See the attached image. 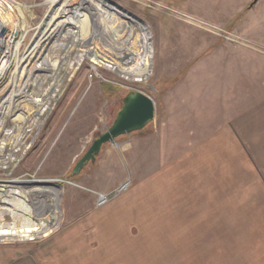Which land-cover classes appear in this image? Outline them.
<instances>
[{"label": "rangeland", "instance_id": "rangeland-1", "mask_svg": "<svg viewBox=\"0 0 264 264\" xmlns=\"http://www.w3.org/2000/svg\"><path fill=\"white\" fill-rule=\"evenodd\" d=\"M13 1L20 4L19 10L16 11L19 25L14 31L11 21H7L4 15L10 10L9 2L0 0L2 25L0 47L3 51H11L8 54L11 61L0 80V112H2L0 113V190L8 185H17L28 190L27 187L33 185V182H36L35 185H42L41 181L57 180L63 191L60 203L62 215L60 225L45 235L36 234L33 235V239H22L12 235L0 236V264H135L138 259L144 258L141 257L144 250L138 249L140 247L143 249L144 246H148L149 260L160 259L157 244L162 240L173 241L177 236L157 234L156 231L192 227L198 225V222L207 223L209 220L206 216L210 211L223 212L227 205L236 209L242 205L246 206V201H256L258 195H264V149L259 148L255 132L257 108L237 106V100H234L233 105L230 102L225 107H216V113L206 118L215 120L217 129L221 130L229 120L240 116V111L243 109L244 112H248L249 129L248 133H245L247 138L227 140L218 137L216 151L213 153L211 150L209 155L203 153L183 155L181 152L186 151L187 146L170 148L168 154L153 153L150 158L141 154L137 157L139 161L136 162L137 168L133 171L134 178L133 174L130 175L129 172L126 174L125 179L131 177L134 184L135 179L144 180L153 175L148 171L151 165L155 167L159 163L164 168L172 167L161 176L163 181H169L167 185H161L169 193L160 198L169 216L143 220L147 228L143 229L146 235L143 241L145 243L148 241V244H142L138 240V233L141 230L138 225L128 224V229L125 230V227L120 226L119 219L112 216L116 210L119 211L121 199L129 191L109 204L98 207L95 194L86 189L91 187L80 178L83 170L92 174L93 169L99 167L107 157V149L117 148L116 143L105 144L96 159L88 162L81 174L72 177L75 164L86 153L92 142L114 123L123 106L124 98L130 92L139 90L154 99L155 119L142 130L155 131L156 122L165 110L164 101L170 98L167 97L168 92L173 88L176 90L177 84H187V87L182 88L183 91H179L183 98L199 101L201 90L196 89L204 87L203 83L209 85V81L202 82L198 77L200 69L211 70V68H220L224 64L228 66L225 54L230 56L228 52L231 50L236 57L235 54L242 52L246 54V50L252 52L256 48L252 46V49L246 48V46L250 47L247 43L244 44L239 38H233L231 34L223 31L217 33L224 38H193L192 34H190L192 38H185L174 26V19L178 14L172 11L174 15L171 16L174 17H170L161 10L150 8L148 4H154L164 10L154 2L155 0H105L142 19L148 24L151 33L152 29H155L157 38H153L152 33L153 45L155 43L158 48L155 52L154 45L152 75L141 83L128 81L117 72L97 65L87 58L71 76L67 74L66 67L76 49L89 45L96 52L103 49L108 57L117 58L122 48L129 44L134 46L132 42L136 36L130 37L126 30L122 31L121 21L116 17H112L115 20H105L102 17V23L97 27L88 15L89 22L84 28L83 38L81 28L76 27L79 25L77 24L79 20L71 19V14L64 12L66 9L64 4L68 0H59L53 7L45 4L47 0ZM186 1L189 2V6L184 11V15L188 19L211 29L217 28L219 22L203 17L204 13L198 10L199 5L197 9L194 7L195 0ZM253 2L254 0H250L246 4L245 11L255 4ZM69 3L67 9L71 10L81 5L82 0H70ZM206 3L218 5L219 8L222 6L224 9L227 7L225 11L219 10L214 19L219 15L229 23L241 24V13L235 10L237 0H206L204 4ZM5 7L8 10H5ZM217 8L214 7L215 10ZM53 17L56 19L53 21L54 24L60 26V33L44 42L46 38H41L42 34L52 27L49 26V22ZM178 24L187 25L181 22ZM169 25H172L169 28L170 36L166 29ZM79 30L80 32L75 33ZM120 30L122 32H119ZM11 34L15 37L14 41L10 40ZM80 38L82 40H79ZM162 39L166 44L162 43ZM17 42L20 43V47L18 56L14 58L13 46ZM35 46H39L36 48L38 53L32 66L28 68L30 72L22 74L23 62ZM199 48L202 50L200 51ZM46 60L48 64L57 63L60 66L38 67ZM246 66L245 68L249 70L248 74L239 76L240 81L247 80L246 84L241 85L246 88L242 91V99L241 90H236L237 82L233 80L236 75L229 81L231 84H227H230L228 86L230 90L236 91L232 94L234 99L239 98L240 102L243 100L251 103L252 97L255 98L257 94L253 89L258 79L256 59H249ZM64 79L69 80L65 88L58 87L65 81ZM210 84L212 85V82ZM188 86L195 90L190 91ZM55 88L61 89L56 104L50 112L40 118L37 125H34L35 116L28 110L27 104L32 98L36 102L46 100L47 94ZM17 90L20 91L18 97ZM205 93L209 94L207 91ZM217 94L220 95L221 92ZM10 98H13L15 105L7 114L1 108ZM207 99L210 100L211 97ZM25 111L28 112L26 118H18V115ZM228 132L233 134V131ZM186 142L188 140L184 141ZM183 159H185L184 163ZM15 181L22 182L14 183ZM6 198L13 199L12 195L0 191V226L14 223L11 213L3 209L5 206L3 201ZM22 201L17 202L19 205L17 208L25 215L26 210ZM204 213L205 217L199 219L198 215ZM25 217H30V214H26ZM20 221L22 222L23 218ZM22 223H19V226Z\"/></svg>", "mask_w": 264, "mask_h": 264}, {"label": "crops", "instance_id": "crops-1", "mask_svg": "<svg viewBox=\"0 0 264 264\" xmlns=\"http://www.w3.org/2000/svg\"><path fill=\"white\" fill-rule=\"evenodd\" d=\"M154 2L158 3L165 11H173L178 14L176 19L172 18L175 21L174 26L185 38H192L190 34L193 38H224L217 33L223 31L231 34L233 38H239L242 43H247L250 47L245 45L246 48L254 47L256 50L251 52L248 49L246 54L238 53L235 54L236 57L231 50L228 52L230 56L225 54L228 66L224 64L220 68H211V70L209 68L200 69L198 77L202 82L209 81V85L203 83L204 87L196 89L201 90V99H198L200 102L190 101L179 94V91H183L182 88L187 87V84L179 83L177 88L175 87L176 90L174 88L168 90L167 97L170 98H166L164 101L165 110L156 122L155 131L140 130L118 138L117 148L107 149V157L99 167L93 169L92 174L85 173L83 170L81 180L94 190L109 191L113 189L125 180L128 172L130 175L133 174L134 178L133 171L137 168L136 162L139 161L137 157L141 154L150 158L153 153L155 155L168 154L170 148L187 146L186 151L181 152L183 155L191 153L209 155L211 150L215 153L218 137L227 140L247 138L245 133H248L249 129L248 112H244L243 109L240 111V116L229 120L221 130L217 129L215 120L206 118L208 115L211 117L216 113V107H225L230 102L233 105L234 100H237V106L257 108L255 113L256 140L259 148L264 149V0H257L247 11H245L246 4L250 0H237L235 10L241 13V24L229 23L219 15L215 19L213 18L217 12H220L219 10L225 11L227 7L224 9L220 6L219 8L215 4H204L206 0H195L194 7L197 9L199 5L198 10L204 13L203 17L206 16L207 20L219 22L215 29L188 19L184 15V11L189 6V2L186 0H155ZM214 7L218 8L215 10ZM157 15L159 16V13ZM170 17L174 16L170 15ZM178 22L187 25L180 26ZM170 26L172 25L166 28L169 36L171 35ZM152 33L153 38H157L155 29H152ZM162 40V43L166 44V41ZM154 42L157 43V41ZM154 45L156 52L158 46L155 43ZM223 47L226 48L224 44ZM199 50L202 49L199 48ZM249 59H256L258 74L257 84L253 88L257 94L255 98L252 97L251 103L243 100L240 102L239 98L234 99L232 94L236 91L228 88L232 76L236 75L235 78L233 77V80L237 82V88H235L241 90V99L243 98L242 91H245L246 88L241 85L246 84L247 80L244 78L246 82L240 81L239 76L243 77L248 74L249 70L245 66ZM188 87H190V91L195 90L191 86ZM206 91L209 93L208 95L205 93ZM217 92H221V94L219 95ZM210 97L211 99L208 100L207 98ZM228 131H233V134H229ZM185 140L188 142L184 143ZM184 161L185 159L182 160L183 163ZM148 169L153 175L144 180L135 179L128 194L121 199L119 211L116 210L112 214L115 219H119L120 226L125 227V230L128 229V224L138 225V228L141 229L138 233L139 239L135 238L142 244H148V241L146 243L143 241L146 239L143 229H147L143 220L169 216L167 208H163V203L160 200L162 196L169 193L161 185H167L169 181H163L161 176L163 172H168L172 167L164 168L158 163L155 167L151 165ZM181 169H183L182 166ZM245 203L246 206L242 205L236 209L227 205L223 212H208L206 217L209 221L207 223L198 222V225L192 227L156 231L157 234H175L177 237L173 241L162 240L157 244L156 248L160 250V259L149 260L147 258L149 256L148 246H144L143 249L142 247L138 248L144 250L145 253L143 252L141 256L144 258L138 259L135 264H264V195H258L256 201H246ZM160 205L161 209H159ZM204 217L205 213L198 215L199 219Z\"/></svg>", "mask_w": 264, "mask_h": 264}, {"label": "bare ground", "instance_id": "bare-ground-1", "mask_svg": "<svg viewBox=\"0 0 264 264\" xmlns=\"http://www.w3.org/2000/svg\"><path fill=\"white\" fill-rule=\"evenodd\" d=\"M11 1V3H10ZM59 0H47L45 4H49L50 7L56 5V2ZM68 0L64 6L66 9L64 12H68L71 15V19H78L77 28H81V36H85V26L89 22L88 15L91 16V20L94 25L99 27L102 23L101 18L103 17L105 20L114 19L112 17H116L121 21V26L123 27L122 31L126 30V32L132 36H136L134 38L133 45H127L122 48L118 52L117 58H110L105 54V50L101 49L97 52L94 51V48L88 46H82L80 49L75 50V54L72 59L69 60L68 65L66 67L67 74L73 75L75 70L85 59H91L95 64L104 66L112 71L117 72L121 77L126 80H133L137 82H144L148 77L152 75L153 72V58H154V45L151 30L147 23H145L142 19L132 15L127 10L120 8L108 1L105 0H82L81 5H78L75 8L67 9L70 6ZM9 2V11L5 12L4 15L7 21H11L12 31L18 28L19 18L16 15V11L19 10L20 4L14 2L13 0H8ZM2 3V2H1ZM1 10V9H0ZM5 10H8L5 7ZM58 14V13H56ZM67 14V13H66ZM89 16V17H90ZM56 17V16H55ZM54 17L49 22V27L45 32H43L41 38H46L44 42L50 40V38L56 36L60 33V26L58 24H54ZM115 20V19H114ZM76 21V20H75ZM111 21V20H110ZM71 22V21H70ZM69 22V23H70ZM115 22V21H114ZM117 22V21H116ZM119 23V22H118ZM71 24H73L71 22ZM120 27V26H119ZM2 30V25L0 24V32ZM121 30L119 32H122ZM138 31V32H137ZM80 32L77 31L75 33ZM125 32V33H126ZM124 33V32H123ZM80 34V33H79ZM123 35V34H122ZM121 35V36H122ZM80 36V35H79ZM15 37L13 34L10 36V40H13ZM132 39V38H129ZM79 40H82L80 38ZM14 41V40H13ZM11 42V41H9ZM128 44V43H127ZM20 47V43L17 42L13 46L15 48V52H12L14 58L18 56V49ZM39 46L33 47L27 56V59L23 62V69L21 71L22 74L29 71V67L32 66L34 58L38 53L36 48ZM9 47H7L8 49ZM12 48V49H13ZM99 48V47H98ZM11 51H3L0 47V80L5 75V72L10 63V56L8 55ZM58 64H48V61H43L38 67H55ZM60 65H58L59 67ZM66 79V78H65ZM64 79V80H65ZM67 81L65 80L61 84L58 85L60 88H65ZM19 90L16 91V96H19ZM59 93H61V89L55 88L51 92H49L46 96V100H39L36 102L33 98L31 102L27 104L28 110L32 111L35 116L34 125H37L40 118L45 115V113L50 112L56 104V100L58 99ZM21 94V93H20ZM11 99V100H10ZM8 101L4 102L2 105L3 112L9 113L13 108V98H10ZM43 101V102H40ZM40 102V103H38ZM37 104V105H36ZM32 106V107H30ZM38 106V107H37ZM5 109V110H4ZM2 113V112H0ZM27 111L20 113L18 118L21 117L26 118ZM9 171V170H8ZM3 172V171H2ZM19 180V179H18ZM22 181H15L14 183H20ZM25 182V181H23ZM40 182V181H39ZM27 183V182H26ZM42 185H35L36 182H33L31 186H28L27 189H23L17 185H8L6 188H2L0 191L12 195L13 199H4V210H7L11 213V216L14 218V223L11 225L2 224L0 226V236L2 235H12L18 236L22 239H33V235H45L48 231H52L56 229L61 222V198H62V189L60 185L57 184V180H45L41 181ZM23 200V201H22ZM23 202L25 207V215L30 214V217H25L24 214L20 213L18 210L17 202ZM28 216V215H27ZM23 218V223L20 221ZM19 223L22 225L19 226ZM15 230V231H13ZM14 234V235H13ZM44 237V236H43ZM35 238V236H34Z\"/></svg>", "mask_w": 264, "mask_h": 264}, {"label": "water", "instance_id": "water-1", "mask_svg": "<svg viewBox=\"0 0 264 264\" xmlns=\"http://www.w3.org/2000/svg\"><path fill=\"white\" fill-rule=\"evenodd\" d=\"M256 1L254 0V3ZM155 114L156 103L150 95L139 90L130 92L124 98L123 106L114 123L92 142L86 153L75 164L72 177L81 174L85 165L96 159L105 144L117 143L119 137L144 129L154 121Z\"/></svg>", "mask_w": 264, "mask_h": 264}, {"label": "built area", "instance_id": "built-area-1", "mask_svg": "<svg viewBox=\"0 0 264 264\" xmlns=\"http://www.w3.org/2000/svg\"><path fill=\"white\" fill-rule=\"evenodd\" d=\"M148 6L152 9L161 10L166 14L174 15L172 12L165 11V10L155 6L154 4H148ZM68 182H69V180H68ZM132 185H133V180L131 177H128L123 182H121L119 185H117L116 187H114L113 189H111L109 191H98V190L89 189V188H86V189L91 191L93 194H95L96 206L102 207V206H105V205L109 204L110 202L114 201L115 199L119 198L123 194L127 193L130 190V188L132 187Z\"/></svg>", "mask_w": 264, "mask_h": 264}, {"label": "trees", "instance_id": "trees-1", "mask_svg": "<svg viewBox=\"0 0 264 264\" xmlns=\"http://www.w3.org/2000/svg\"><path fill=\"white\" fill-rule=\"evenodd\" d=\"M253 4H254V2H253ZM253 4H252V5H253Z\"/></svg>", "mask_w": 264, "mask_h": 264}]
</instances>
